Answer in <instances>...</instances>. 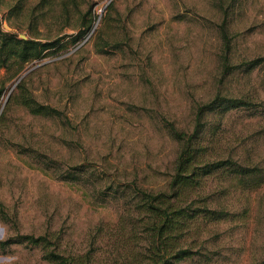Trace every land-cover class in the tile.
<instances>
[{
  "label": "rangeland",
  "instance_id": "obj_1",
  "mask_svg": "<svg viewBox=\"0 0 264 264\" xmlns=\"http://www.w3.org/2000/svg\"><path fill=\"white\" fill-rule=\"evenodd\" d=\"M80 7L65 24L49 17L59 12L58 0L37 25L25 15L8 21L0 10L2 28L19 37L68 35L64 47L15 76L0 68V239L55 234L77 251L94 235L116 242L120 221L126 238L137 215L128 211L130 187L163 188L171 173L178 145L164 124L191 132L195 107L218 92L254 105L205 113L199 134L208 159L264 167V63L245 70L248 60L264 57V0H86ZM92 16V32L73 44L72 26ZM100 43L106 50L98 51ZM20 80L65 117L31 114L14 96L4 108ZM80 165L88 176L55 175ZM201 190L212 207L232 213L215 228L200 227L195 244L203 242L211 260L182 264H264V184L243 185L221 171L204 178ZM41 254L39 246L14 242L0 248V264H50Z\"/></svg>",
  "mask_w": 264,
  "mask_h": 264
},
{
  "label": "trees",
  "instance_id": "obj_2",
  "mask_svg": "<svg viewBox=\"0 0 264 264\" xmlns=\"http://www.w3.org/2000/svg\"><path fill=\"white\" fill-rule=\"evenodd\" d=\"M34 1V3H32ZM56 0H0V10L5 19H19L25 15L29 20L45 21V14L54 7ZM86 0H58L59 12L49 17L56 22L68 20L71 11L80 12V5ZM223 5L225 0H218ZM31 5L23 14L25 5ZM33 4V5H32ZM43 10L38 14L34 11ZM49 8V9H48ZM83 18V16H82ZM51 19V21H52ZM95 17H89L80 26H72L76 30L69 34L72 43H82L94 27ZM34 25H37V21ZM63 24V25H64ZM31 25V24H30ZM28 26V30L40 35L41 31L35 26ZM67 25V24H66ZM42 39L38 36L21 38L14 31L5 30L0 24V68L12 71L11 76L17 75L24 66L34 59L41 58L46 51L64 47L62 40L68 36L58 33ZM226 33L223 30V38ZM107 43L98 44V51L106 50ZM264 63V57L257 56L246 62L247 72ZM23 80V79H22ZM20 80L17 91L10 95L4 108H7L13 98L24 106L31 114L61 118L63 113L58 108L37 101ZM0 89V97H1ZM254 105L251 99L236 95L216 93L210 100L199 104L194 113V128L191 132L178 128L172 122L164 124L169 137L177 142V153L171 163V173L165 187L148 190L138 185L130 187L129 212L136 213L129 222L128 235L125 238L124 222L120 221L117 233L119 239L112 241L96 239L94 235L86 241L83 250L67 249V245L60 241L55 234L32 235L17 234L0 239V248L5 249L14 242H25L39 246L41 258L50 264H182L184 261L200 257L201 261L211 260L209 252L201 242L197 247L195 239L201 230V225L210 224L216 227L232 212L218 204L211 206L202 198V180L216 172H226L237 179L238 183L256 188L264 184V167L257 163L237 160L232 157L208 159L209 146L203 145L204 137L200 136L201 118L207 112L224 114L232 110L247 108ZM84 173H86L84 175ZM88 170L75 167L74 171L59 175L62 179H81L88 176ZM114 193H118L114 190ZM195 197H198L195 200ZM132 213H130L131 215ZM100 226L96 227V231ZM196 234V235H192ZM120 241L122 242L120 244ZM203 249L204 251L200 250Z\"/></svg>",
  "mask_w": 264,
  "mask_h": 264
},
{
  "label": "water",
  "instance_id": "obj_3",
  "mask_svg": "<svg viewBox=\"0 0 264 264\" xmlns=\"http://www.w3.org/2000/svg\"><path fill=\"white\" fill-rule=\"evenodd\" d=\"M20 37L21 38H26L24 34H20Z\"/></svg>",
  "mask_w": 264,
  "mask_h": 264
}]
</instances>
